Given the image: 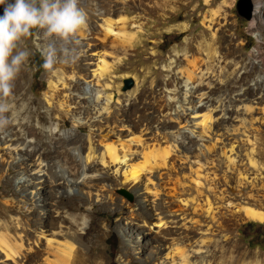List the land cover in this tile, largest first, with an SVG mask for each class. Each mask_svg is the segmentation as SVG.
I'll list each match as a JSON object with an SVG mask.
<instances>
[{
    "label": "bare ground",
    "instance_id": "bare-ground-1",
    "mask_svg": "<svg viewBox=\"0 0 264 264\" xmlns=\"http://www.w3.org/2000/svg\"><path fill=\"white\" fill-rule=\"evenodd\" d=\"M125 2L140 13L157 11L155 0L152 4L145 0H91V7L84 11L86 25L70 37V43L77 46L71 51L70 58L73 64L82 62V70L86 71L85 74L77 72L70 79L76 81L83 76L89 88L79 87L76 82L67 85L58 76L60 80L51 81L45 90L46 102L41 104L27 94L23 82L25 68H21L14 81L13 93L8 100L15 111L8 114L10 123L0 129V183L3 173H11L12 168L18 167L14 180L28 187L24 194L30 200V206L23 200L18 209L28 210L35 218L7 214L13 206L12 200L0 204V264H87L88 261L97 264L96 257L88 252L83 230L89 219L93 221L90 210L96 208V202L103 207L104 200L111 197L108 190L117 185L112 175L118 172L129 185L132 184L131 193L143 191L141 199L145 198L148 183L153 189L160 190L148 200L152 209V213L148 212L152 219L150 225L157 228L152 232L158 237L148 234L156 242L152 252L164 251L161 259L153 258L154 264H264V255L251 252L240 244L232 246L221 257L214 253L222 246L221 238L214 246L204 238H190L188 211L191 205L204 213L205 226L211 234L222 232L224 224L220 220L241 209L247 217L264 221V211L260 210L264 205V185L258 186L255 181L262 176L254 159V142L237 136L253 124L254 114H262L264 120V85L258 84V92L251 89L252 98L241 93L234 98L236 102L263 103L260 112L245 110L235 123L225 119L226 110L213 105L218 101L216 93L224 87L222 79L216 69L207 66V59L211 57L201 56L199 49L193 52L186 41V46L180 50L181 64L171 73L173 81L177 82L169 88L172 100L182 102L181 111L173 108L170 101H159L152 87L113 89V65L129 55L131 49H115L110 37L123 31V25L128 24L126 36L130 45L146 30L142 15L134 16L132 20L125 16L117 20L110 17ZM226 4L222 2L208 9L203 17V23L207 29L211 28L212 35L228 21L224 14ZM260 15L254 11L253 16L264 22ZM119 20L122 27L117 29ZM175 28L184 30L187 25L177 24ZM43 33L40 29V38ZM88 51L90 54H86ZM233 81L234 90L249 84L248 78L243 82ZM200 108L208 111L200 115L199 121L193 117H180V114L196 115ZM68 119L73 121L74 128L65 129ZM160 128L167 130L174 143L162 151L157 147L158 139L153 136V129ZM86 129L88 132L84 134ZM122 134L127 138L123 139ZM147 140H153L155 148L144 152L148 148ZM132 144L143 151L133 150ZM176 147L182 150L183 156L174 165V173L165 178L169 169L165 167L164 172L157 164L169 167L166 156ZM185 153H191L194 158ZM135 156L143 159L141 164L129 163ZM193 162L196 165H192ZM221 176L235 178L232 192L228 186L220 188ZM5 181L10 183L8 179ZM3 187L4 191L10 189L9 185ZM45 191L55 195V199H44ZM251 199L257 204L261 200V205L257 208L252 202V206H241V202ZM75 200L86 205L80 218L72 214ZM138 222L130 220L126 223L130 224L129 229L140 230L143 226ZM165 240L166 243L175 241L177 245L171 247L169 242V245L160 243ZM128 247L125 245L126 251L121 253L122 264H129L124 257ZM1 253L5 259L1 258Z\"/></svg>",
    "mask_w": 264,
    "mask_h": 264
},
{
    "label": "rangeland",
    "instance_id": "rangeland-1",
    "mask_svg": "<svg viewBox=\"0 0 264 264\" xmlns=\"http://www.w3.org/2000/svg\"><path fill=\"white\" fill-rule=\"evenodd\" d=\"M145 1L152 4L153 0ZM155 1L157 11L154 13H149L147 10L140 13L138 9L131 7L129 3L125 2L119 11L110 16L113 20L123 18L122 16L132 20L134 16L141 17L142 15L146 22V30L141 32V35L134 41H131L130 45H128L129 38L126 36L129 29L128 24L123 25V31L119 30L116 36L112 35L110 37L109 40H113V46L115 49L118 47H130L131 49L129 55L123 56L120 61L113 65L112 88H117L122 91L123 80L125 78H132L133 84L126 90L134 89L136 87L145 90L152 87L159 101H170V103L173 104V108H177L181 111L182 102L177 99L172 100L173 98H171L169 88L177 82L176 80L175 82L173 81L171 73L173 69L176 70L179 68L182 60L180 50L182 47L186 46V41H189V47L193 52L195 49H199L201 56L206 57L207 55V57H211L210 59H207V66L209 68L212 66L216 69L218 76L221 77L224 83L223 88L225 89L222 88L221 92L216 93L220 98L215 96L218 101L213 104L219 106L217 109L222 107L226 110L224 118L231 119V121L235 123L238 116H241L245 110H257L260 112L263 103L258 101L257 103L250 104L246 101L236 102L234 101V98L238 93L252 98L254 95L251 89L258 92V84L264 85V22L254 16L249 20L241 16L236 7L238 0ZM253 1L255 4L254 9L257 10L259 15L262 13L260 16H263L262 18L264 20V0ZM222 2L227 3L226 7H224L226 10L224 14H226L225 16L228 21L225 22L215 35H212L213 32L210 30L211 28L207 29L206 23H203V17L208 9L215 8ZM78 6L83 11H87L88 7H91V0H79ZM0 10L2 11V9ZM177 24H186L187 28L184 30L175 28ZM121 27L122 23L119 20L117 29H120ZM39 32L40 29H36L20 42V47L27 49L30 52L29 59L22 66L25 68L23 82L25 83L28 96H31L33 101L44 104L46 102L45 90L48 89L51 81L56 82L58 79L60 80L59 77H61V80L67 85L72 86L76 82L79 87L89 88V83H85L82 78L83 76L76 81L75 78L70 79V77H72L73 74H77V72L83 74L86 73V71L82 70V62L76 65L73 64V60L70 58L71 51L77 48L76 45L70 43V37H52L44 31L40 38ZM113 33L115 34V32ZM61 50H65L66 52L63 53ZM101 51H103L102 48ZM175 51H178V54L175 55ZM50 53L52 66L51 68H45L41 63L44 62L45 64ZM86 54H90V51ZM219 57L221 58L220 63L217 66H214ZM37 65H41L40 71H37ZM244 78H248L247 83L249 84H244L240 89L234 90L233 80L238 79L243 82ZM258 79L261 80V83L257 82ZM150 103L152 106L156 107L153 102ZM211 107L212 105L208 109L210 110ZM171 110L172 108L169 111ZM207 111V109L200 108L198 110L199 113L196 115L194 113L185 115L180 114V117L185 116L187 118L189 117V119L196 118V120L199 121L200 115ZM167 121L172 123L168 118ZM252 122L253 124H250L245 129V133L238 134L237 136H243L241 137L242 139H246L244 137H247L248 139L250 138V142H254V159H256V163L261 169L262 176V178L259 177L255 179V181L258 186H260L264 185V120L262 114H254ZM68 128H74L71 119H68V124L65 126V129ZM153 131L155 132L153 135L154 138H157L159 142L157 147H159L161 151L173 143V139H171L167 130L160 128L153 129ZM87 132L88 129L83 131L84 134ZM246 133L247 135H245ZM121 136L123 139L127 138L124 137V134ZM152 141L147 140L148 148H145L144 152H148L155 148L152 146ZM132 147L133 150H136L137 152L141 150V148L135 144H132ZM175 149V151L173 150L174 152L172 151L166 156V161L169 164V167L157 164L164 172L166 170L165 167L169 169L168 174H164L165 178L170 176L169 173H174V165L179 158L183 156L181 149H178L177 147ZM142 151L143 150H141V152ZM186 154L191 156L192 159L194 158L191 153H185V155ZM130 161V164L138 165L141 164L143 159L135 156ZM192 165H196V162H193ZM17 171L18 167H14L12 168L11 173H3L4 175L1 178L2 180L0 183V204H3V202L5 203V200H12L13 206L7 214L15 216L21 215L24 219L35 218L29 214L28 210L23 208V212L18 209V206H20L23 200H26L27 204L30 206V200H27V196L24 194L28 191V187L14 180ZM112 176L114 183L117 185H115L113 189L111 188L108 190L111 197L104 200L105 204L103 207H100V204L96 202V208L92 211L90 210L92 214L90 218H93V221H89L91 220L89 219L88 225L83 230L85 231L84 242L89 246L88 252L92 257H96L97 264H122L120 256L122 252L126 251L124 248L125 245H127L130 246L128 247L129 249H127L128 252H126V255L124 256L126 257L125 259L127 263L154 264L153 258L161 259L164 251L152 252L156 249L154 247L156 242L152 236H155L157 239L158 237L157 234L152 232L157 228L150 225L152 219L148 216V212L152 213V209L148 200L152 199V195L155 191L159 193L160 190L158 188L153 189L151 184L148 183L145 198L141 199L140 194H142V190L136 194L131 193L129 188H131L132 184L129 185L128 180H124L119 172ZM6 179H8L10 183H6ZM221 184L220 188L228 186L229 191L232 192L234 189L231 188V186H235V178H224L221 176ZM8 185L10 187V189L8 187L9 191H4L5 189L3 186ZM250 187L253 188V185L251 184ZM48 193L49 191H45L43 198L47 201L54 200L55 195ZM252 202L256 207L257 205H261V200L257 204L251 199L250 201L241 202V206H252L250 204ZM80 204L83 203L78 200L72 202L73 208L71 209H75L73 213L70 212L72 211L71 209L67 208L69 213L78 215H74L76 218H80L79 215H83L86 207V205ZM78 205L80 206L78 207ZM188 209L191 220L189 224L192 227L189 229L190 238H204L210 246H214L216 240L219 238L223 240L221 242V248L214 250L216 256H225L232 246L236 244L242 245L245 249L251 252H259L261 255H264V221H258L247 217L241 209L232 215L223 217L224 220L223 218H220L223 220H220V222L224 224L222 229L225 230L217 232V234H211L205 226V214L200 213L201 211L195 207L193 208L191 205ZM260 210L264 211V205ZM77 212L79 214H77ZM130 220H133L134 222L139 221L143 227H141L140 230L136 228L133 230L129 229L130 224L128 225L126 222ZM88 227L90 231L86 232ZM45 229H48V227ZM148 234H151L152 236H148ZM168 242L166 243L165 240V242L161 241L160 243L163 245H169L170 243L171 247L177 245V242L175 241ZM44 243L43 239V247L45 246ZM1 258L5 259L2 253ZM87 264H90V262L88 261Z\"/></svg>",
    "mask_w": 264,
    "mask_h": 264
},
{
    "label": "clouds",
    "instance_id": "clouds-1",
    "mask_svg": "<svg viewBox=\"0 0 264 264\" xmlns=\"http://www.w3.org/2000/svg\"><path fill=\"white\" fill-rule=\"evenodd\" d=\"M79 0H0V129L10 123L14 112L8 97L30 52L20 42L33 30L49 36L69 38L86 25V14ZM51 53L44 67L51 68Z\"/></svg>",
    "mask_w": 264,
    "mask_h": 264
},
{
    "label": "water",
    "instance_id": "water-1",
    "mask_svg": "<svg viewBox=\"0 0 264 264\" xmlns=\"http://www.w3.org/2000/svg\"><path fill=\"white\" fill-rule=\"evenodd\" d=\"M237 10L238 13L246 18L247 20L251 19L254 12V1L253 0H238L237 1ZM133 84L132 78H125L123 80V90L130 88Z\"/></svg>",
    "mask_w": 264,
    "mask_h": 264
},
{
    "label": "trees",
    "instance_id": "trees-1",
    "mask_svg": "<svg viewBox=\"0 0 264 264\" xmlns=\"http://www.w3.org/2000/svg\"><path fill=\"white\" fill-rule=\"evenodd\" d=\"M35 30H36V29H35ZM35 30H33L32 32H34ZM41 65H44V62H42ZM41 65H37V71H40V69H41L40 66H41Z\"/></svg>",
    "mask_w": 264,
    "mask_h": 264
}]
</instances>
